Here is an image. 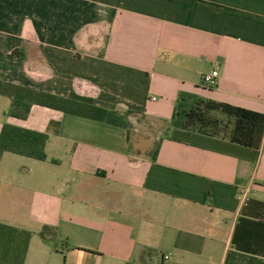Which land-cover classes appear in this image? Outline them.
Wrapping results in <instances>:
<instances>
[{
	"label": "crops",
	"instance_id": "0c3cea01",
	"mask_svg": "<svg viewBox=\"0 0 264 264\" xmlns=\"http://www.w3.org/2000/svg\"><path fill=\"white\" fill-rule=\"evenodd\" d=\"M0 80L132 111L130 129L40 104L22 119L0 94V132L50 133L54 167L0 155V222L32 232L25 264H264V139L168 127L183 91L264 113V0H0Z\"/></svg>",
	"mask_w": 264,
	"mask_h": 264
},
{
	"label": "trees",
	"instance_id": "16d2710c",
	"mask_svg": "<svg viewBox=\"0 0 264 264\" xmlns=\"http://www.w3.org/2000/svg\"><path fill=\"white\" fill-rule=\"evenodd\" d=\"M0 94L11 99L9 114L17 118H27L32 106L40 104L127 129L132 127V111L122 113L1 80ZM168 127L260 148L264 139V113L183 91L178 96ZM58 130L56 128L54 132ZM49 138L48 131L40 132L5 123L0 132V155L8 152L45 161ZM40 235L45 241L54 239L57 228L45 225ZM31 237L30 230L0 222V264H25ZM151 251V248H144V252Z\"/></svg>",
	"mask_w": 264,
	"mask_h": 264
},
{
	"label": "rangeland",
	"instance_id": "374dc122",
	"mask_svg": "<svg viewBox=\"0 0 264 264\" xmlns=\"http://www.w3.org/2000/svg\"><path fill=\"white\" fill-rule=\"evenodd\" d=\"M200 95V94H199ZM163 124H165V123H163ZM166 125V124H165ZM165 125H163L162 126V124L161 125H159V127H162L163 129L166 127ZM165 126V127H164ZM148 132H150V131H147L146 133L145 132H139V131H137V130H133L132 132H131V141H132V144H133V147H137V145H138V143H141V145H143V146H148V144L151 142V140H152V138L151 137H155L154 135H153V133L152 132H150L149 134H148ZM148 135H151V136H148ZM151 144H152V142H151ZM8 157H11V154H9V156ZM19 157V156H18ZM20 159H24L25 161H33V160H31V159H29V158H24V157H20ZM35 163H38L39 165H47V166H49V167H54V165L53 164H50V163H48V162H35ZM25 169H20L18 172H23ZM48 175L50 174V173H47ZM50 177V176H49ZM80 179H77V181L76 182H74L73 184H78L80 181H79ZM73 187V189H74V186H72ZM94 189H96L97 190V192L99 193L100 192V190H101V192L104 190V192L105 191H109V190H112V187H110V186H104V187H102L101 185H96V186H94ZM93 196H95V195H93ZM97 200H100L98 197H97ZM98 202H102V201H98ZM103 203V202H102Z\"/></svg>",
	"mask_w": 264,
	"mask_h": 264
},
{
	"label": "built area",
	"instance_id": "2783aa9c",
	"mask_svg": "<svg viewBox=\"0 0 264 264\" xmlns=\"http://www.w3.org/2000/svg\"><path fill=\"white\" fill-rule=\"evenodd\" d=\"M219 75H220V69L219 66H217L210 72L205 73L203 75V81L206 85L210 87H215L218 84Z\"/></svg>",
	"mask_w": 264,
	"mask_h": 264
}]
</instances>
